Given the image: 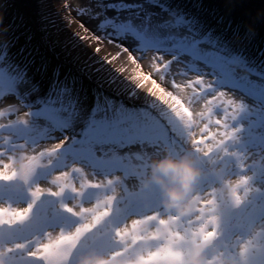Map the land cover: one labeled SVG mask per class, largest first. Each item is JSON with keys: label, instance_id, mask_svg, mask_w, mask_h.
I'll list each match as a JSON object with an SVG mask.
<instances>
[{"label": "rangeland", "instance_id": "1", "mask_svg": "<svg viewBox=\"0 0 264 264\" xmlns=\"http://www.w3.org/2000/svg\"><path fill=\"white\" fill-rule=\"evenodd\" d=\"M26 1L0 0V51L6 49L13 62L27 64L44 89L56 83L57 78H77L82 85L83 124L95 102L94 92L102 90L105 95H113L107 88L108 73L97 71L100 66L84 49L73 45L71 34H89L82 32L74 12L64 11L65 4L59 8L50 5L55 0H40L44 19L52 27L51 36L45 39L26 15ZM29 1L31 6L36 4V0ZM167 3L197 14L216 34L223 33L235 52L257 65L264 62V0ZM85 43H91L93 49L98 46L92 41ZM99 46L104 50L101 55L110 51L106 44ZM119 64L114 61L112 67ZM119 99L137 106L145 102L143 98L132 100L127 96ZM7 120L5 116L0 123L6 124ZM80 131L78 126L76 132ZM209 147L211 152H197L187 142L126 148L104 143L93 151L73 147L71 131L66 135L49 132L41 138L38 132L23 127H4L0 130V172L4 165H10L16 175L11 180L0 179V208L23 209L33 205V211L23 223L0 227V253L7 252L0 258L5 264H12L13 258L23 256L24 252L10 254L9 247L37 240L47 242L49 234L55 238L61 230L74 232L91 223L96 214L108 210L110 214L101 223L70 251L65 250L66 264H81L93 256L114 258L124 264H140L138 258L145 264H165L163 252L155 260L148 257L170 243L183 252L186 264H190L201 242H211L206 264H264V140L244 133L241 139L227 141L225 145L209 141ZM50 148L56 151L48 154L46 150ZM41 152L45 154L40 156ZM165 155L176 160L187 156L202 170L190 197L193 211L184 215L165 211L163 187L153 179V161ZM33 156L39 157L35 164L31 161ZM18 161L27 162L23 171L19 170ZM232 183L237 191L230 194L226 189ZM37 188L43 190L41 193H56L55 199L38 205L36 196L31 195ZM156 194L159 195L155 197ZM233 201L244 204L245 209L227 225L220 223L221 209ZM65 207L78 214L65 211ZM154 215L158 219H150ZM138 219L144 222L135 232L123 238L116 236L117 229L123 230L126 225L131 228ZM146 221L152 223L153 230L143 231ZM201 229L216 234L205 239L199 234ZM33 247L35 244L29 243L28 250Z\"/></svg>", "mask_w": 264, "mask_h": 264}, {"label": "snow or ice", "instance_id": "2", "mask_svg": "<svg viewBox=\"0 0 264 264\" xmlns=\"http://www.w3.org/2000/svg\"><path fill=\"white\" fill-rule=\"evenodd\" d=\"M64 11L74 12L82 32L89 34H71L70 39L100 66L97 71L108 73L107 88L113 95L94 92L95 102L81 124L82 85L77 78H57L44 89L28 65L13 62L5 49L0 51V120L5 116L8 120L0 123V130L23 127L41 138L49 132L66 135L71 131L73 147L93 151L104 143L126 148L187 142L197 152H211L209 141L225 145L244 133L264 140V62L257 65L235 52L227 37L216 34L197 14L167 0H66ZM86 41L98 46L93 49ZM104 44L110 51L101 55L104 50L99 45ZM114 61L120 62L119 67H112ZM121 96L145 102L129 105ZM46 151L51 154L56 149ZM38 159L33 156L31 161L35 164ZM15 175L10 165H4L0 179L11 180ZM42 191L37 188L31 195ZM64 210L78 214L71 207ZM32 211L33 205L0 208V227L23 223ZM109 214L108 210L96 214L91 223L74 232L61 230L55 238L49 234L47 242L9 247L10 254L24 252L12 264H66L65 250L75 247ZM143 222L138 219L131 228L117 229L116 236L131 235ZM199 234L208 239L216 233L201 229ZM29 243L35 244L31 250ZM161 252L165 264H186L183 252L171 243L148 259L155 260Z\"/></svg>", "mask_w": 264, "mask_h": 264}, {"label": "clouds", "instance_id": "3", "mask_svg": "<svg viewBox=\"0 0 264 264\" xmlns=\"http://www.w3.org/2000/svg\"><path fill=\"white\" fill-rule=\"evenodd\" d=\"M17 164L20 171L27 167L26 161H18ZM152 174L153 179L163 187L165 211L178 212L180 215L193 211L194 204L190 197L195 192L197 182L202 175V170L197 166L194 159L185 156L180 160H176L169 155H165L163 158L153 161ZM164 177H168V181ZM226 190L230 194L235 193L237 186L232 183ZM209 211H215V209H209ZM151 230H153L152 223L146 221L143 224V231L149 232ZM210 247L211 242H201L196 247L190 264H206V253ZM6 255L7 252L0 253V257ZM138 260L140 264H145L142 258H138ZM0 264H5L3 258H0ZM81 264H124V262L114 258L93 256L84 259ZM132 264H136V262H132Z\"/></svg>", "mask_w": 264, "mask_h": 264}, {"label": "water", "instance_id": "4", "mask_svg": "<svg viewBox=\"0 0 264 264\" xmlns=\"http://www.w3.org/2000/svg\"><path fill=\"white\" fill-rule=\"evenodd\" d=\"M53 199H55V195L52 193H41L39 196L35 197L36 203L38 205ZM244 209V204L237 201L231 202L229 205L221 209V217L219 219L220 223L227 224L232 218L237 217ZM22 264H35V262L27 261L22 262Z\"/></svg>", "mask_w": 264, "mask_h": 264}, {"label": "trees", "instance_id": "5", "mask_svg": "<svg viewBox=\"0 0 264 264\" xmlns=\"http://www.w3.org/2000/svg\"><path fill=\"white\" fill-rule=\"evenodd\" d=\"M28 9H26V15L28 14V17L33 20L35 29L38 30V35L42 38H48L52 34V27L49 24V21L47 19H44L45 13L42 9V4L40 5V0H36V4L34 6L30 5V1L27 0ZM30 12V13H29ZM159 194H156L155 197H157Z\"/></svg>", "mask_w": 264, "mask_h": 264}, {"label": "bare ground", "instance_id": "6", "mask_svg": "<svg viewBox=\"0 0 264 264\" xmlns=\"http://www.w3.org/2000/svg\"><path fill=\"white\" fill-rule=\"evenodd\" d=\"M65 4V1L62 2V0H55V2L53 1L50 5L51 6H57L59 8H62V5Z\"/></svg>", "mask_w": 264, "mask_h": 264}, {"label": "flooded vegetation", "instance_id": "7", "mask_svg": "<svg viewBox=\"0 0 264 264\" xmlns=\"http://www.w3.org/2000/svg\"><path fill=\"white\" fill-rule=\"evenodd\" d=\"M244 206H245V205H244ZM245 207H246V206H245ZM228 223H229V222H228ZM228 223H227V224H228ZM227 224H226V225H227Z\"/></svg>", "mask_w": 264, "mask_h": 264}]
</instances>
